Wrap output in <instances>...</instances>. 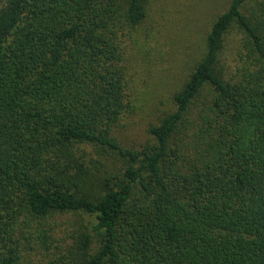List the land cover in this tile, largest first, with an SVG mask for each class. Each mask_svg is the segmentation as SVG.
I'll use <instances>...</instances> for the list:
<instances>
[{
  "label": "trees",
  "instance_id": "1",
  "mask_svg": "<svg viewBox=\"0 0 264 264\" xmlns=\"http://www.w3.org/2000/svg\"><path fill=\"white\" fill-rule=\"evenodd\" d=\"M145 15L0 0V264H264V0L229 1L131 147L119 39Z\"/></svg>",
  "mask_w": 264,
  "mask_h": 264
},
{
  "label": "rangeland",
  "instance_id": "2",
  "mask_svg": "<svg viewBox=\"0 0 264 264\" xmlns=\"http://www.w3.org/2000/svg\"><path fill=\"white\" fill-rule=\"evenodd\" d=\"M229 1L146 0V15L137 30H123L119 41L134 104L131 122L118 133L123 144L140 146L147 139V123L172 106V94L187 79L213 20ZM230 36L225 46L228 64L233 63L238 38L235 33Z\"/></svg>",
  "mask_w": 264,
  "mask_h": 264
}]
</instances>
